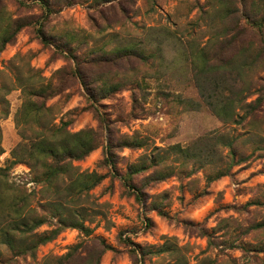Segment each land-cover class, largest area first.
<instances>
[{
    "label": "rangeland",
    "instance_id": "rangeland-1",
    "mask_svg": "<svg viewBox=\"0 0 264 264\" xmlns=\"http://www.w3.org/2000/svg\"><path fill=\"white\" fill-rule=\"evenodd\" d=\"M244 1L225 0L241 13L250 5ZM218 4L0 0V37L8 28L10 39L0 52L3 177L29 195L37 213H45L40 205L51 194L30 164L13 163L11 154L22 130L28 140L42 130L32 121L20 130L17 121L29 93L43 87L48 107L43 123L94 129L100 145L75 165L105 175L78 200L92 229L86 240L80 229L66 227L34 258L15 255L0 238V264H56L82 241L88 264H264V225L255 226L264 223V57L253 64L257 40L249 33L233 35L237 19L248 29L253 25L237 14L222 22ZM40 29L48 39L39 37ZM214 35H219V56L238 62L239 78L231 90L248 116L238 123L181 100L202 99L186 52ZM208 136V145L218 150V165L200 167L167 151ZM231 139L237 164L222 175L232 162L230 148L223 146ZM160 159L165 163L128 174L131 165ZM152 171L164 178L153 180ZM49 228L44 224L37 232Z\"/></svg>",
    "mask_w": 264,
    "mask_h": 264
},
{
    "label": "trees",
    "instance_id": "trees-1",
    "mask_svg": "<svg viewBox=\"0 0 264 264\" xmlns=\"http://www.w3.org/2000/svg\"><path fill=\"white\" fill-rule=\"evenodd\" d=\"M218 2L221 11L219 19L222 22H225L231 15L237 14L243 16L242 18H245L249 25H253L248 29L243 26V21L239 23L237 19L233 35L244 32L255 38L258 44L254 49L258 51H256L253 64L261 62L264 57V0H251L250 3L245 0L244 4L250 5L248 9L246 7L244 13H241L239 9H233L234 6H227L225 0H218ZM5 32L6 35L0 37V52L10 42L8 28H5ZM228 33L230 34L229 31L226 32ZM39 37L47 38L42 29H40ZM218 40L219 35H214L209 43L207 42L204 46H191L189 52H186L188 54L186 59L189 60L191 66L192 79L202 99L181 100L195 108L207 107L223 122L238 123L242 118L245 120L248 118L240 112L239 108L242 107L237 105L236 93L233 89L231 90L237 85L236 81L239 78V73L235 72L238 62L232 56H219L215 49V43ZM56 45L61 47V43H56ZM252 45L254 46L255 43L252 42ZM79 75L81 76L80 73ZM229 80L232 81L230 84ZM46 95L47 89L43 87L35 89L26 97L22 107L23 113L17 121L18 128L22 130L21 127L24 124L32 121L34 125L42 126V130L35 139L30 140L22 130V141L11 152L13 163L27 162L30 164L45 190L51 194L45 205H40L45 213H37V208L30 205L29 195L20 192L19 187H15L16 185H10L8 179L3 177V175L6 176L4 169H0V238L15 255H31L34 258L40 246L57 238L66 227L77 228L84 232L83 240L92 234V229L86 225L87 219L82 216L84 210L77 206L78 200L105 178V175L97 171H80L75 165V162L87 157L100 145L99 134L92 128L71 131L67 123L45 125L43 119L48 109L45 104ZM33 96L42 101L38 103V100L32 98ZM249 105L248 103L247 106ZM207 140H210L209 136L198 138L187 145L174 144L167 151L172 154L177 153L186 160L185 162L200 167L218 165V159H216L219 155L218 150L215 149V145L210 147ZM234 141L231 139L227 141V144H222L230 148V160H232L226 171L221 173L222 175L237 164V155L233 151ZM126 144L127 146H141L140 143ZM2 151L4 150L1 149L0 152ZM161 163H165V160L160 159L147 165L145 162L139 166L134 164L130 166L128 174L135 175ZM150 175L153 180L164 178L160 172L156 171H152ZM139 192L141 191L138 189L135 194L142 201ZM44 224L50 228L37 232V229ZM146 224H149V219H146ZM263 225V222L255 224L259 227ZM80 244V246L73 247L66 255L58 257L56 264H88L81 256L80 248L85 244L83 241Z\"/></svg>",
    "mask_w": 264,
    "mask_h": 264
}]
</instances>
